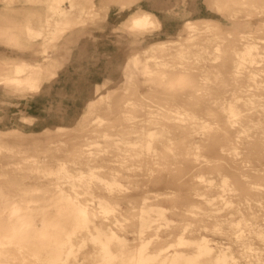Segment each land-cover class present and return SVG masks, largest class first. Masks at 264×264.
I'll return each mask as SVG.
<instances>
[{
	"label": "rangeland",
	"instance_id": "obj_1",
	"mask_svg": "<svg viewBox=\"0 0 264 264\" xmlns=\"http://www.w3.org/2000/svg\"><path fill=\"white\" fill-rule=\"evenodd\" d=\"M3 1L0 0V6H3ZM105 3L110 4L108 16L101 7ZM121 3L126 8L122 9ZM156 3L157 0H65L61 6L74 9V15L81 10L88 11L84 17L87 32L76 37L81 26L72 18L62 19L59 24L61 29L51 37L42 38V42L51 46L57 36H61V40L54 49L44 52H37L36 46L34 52L14 45L11 39L13 31L4 32V27L13 28L14 23L4 15L0 16V38L3 40L0 41V60L9 61V64L3 63L0 67L8 70L7 75L23 77L20 84L30 85L28 95L22 98L8 93V86L18 82L0 81V135L8 139L15 136V142H18L14 151L0 150V157L7 163L0 168V196H10L24 205L22 198H30L32 201L29 203L33 207L49 204L48 216H51L56 213V208L50 197L54 184L59 183L82 206L87 207L89 216L92 210L97 212L99 223L106 226L116 217L119 218L121 225L112 227L127 239L128 245L112 243L116 251L124 252V257L112 258V264H131L127 255L135 252L142 242L138 233L140 210L138 207L129 209L128 200L138 205L141 198L147 197L149 204L166 208L164 216L156 212L144 214V218L154 219L151 227L142 234L144 241L149 240L148 252H157L174 243V248L192 253L196 250L194 241L201 236L210 240L216 252L219 245L235 248L233 240L224 233L223 216L240 219L244 213L238 214L236 210L241 209L247 199L257 198L258 190L264 191V135H258L257 129H249L248 136L243 137V133H239L247 141H239L234 129L225 123L227 115L221 110L222 97L227 96L230 97L229 101L235 102L243 116L250 118L252 114L247 113L248 106L243 101L247 92L255 93L254 100L264 105V64L253 66L257 71L258 84L246 75L243 78L238 76L240 79L236 81L231 72L235 58L233 49L239 46L237 37L241 35L240 31H245L249 36L264 37V22L261 21L264 14L258 13L264 8V0L182 2V8L196 9V19H193L195 26L200 28L209 23L218 33L230 29V33L222 34L228 38L227 42L216 41L221 43L219 50L213 49L210 40L204 43L208 50L218 52L220 57L216 65L219 71L208 73V79L198 81L196 79L206 74L201 67L204 53L198 51L195 56V48H184L191 47L190 42L193 41H187L189 34L183 32L180 18L161 13L162 21L156 22L152 30H140L142 32L132 35L124 29L125 21L130 16H137L141 9H148ZM11 8L15 11L30 8L47 11L49 6L45 2L15 0ZM233 14L237 17H233ZM27 15L30 13L20 14V27H24ZM178 33H182L180 38L184 40L177 47L183 48L198 68L189 72L185 81L170 77L160 80L157 74L143 76L138 73L144 69H165L171 74L183 61L176 53L179 49L166 54L156 43L169 36L177 38ZM15 36L21 38L23 35L18 32ZM152 41L155 42L154 50L150 53L155 52L153 55L161 56L164 61L155 65L150 60L145 67L142 47ZM259 41L264 46V41ZM69 42L72 43L67 44ZM133 53H136L135 59ZM18 57L26 59L21 64L31 61L36 65L27 66L22 72L11 73L14 65L11 61H17ZM134 61L137 67L132 66ZM49 70L55 71L54 77L48 73ZM120 70L128 72L119 76ZM234 91L236 98H232ZM176 102L188 113L175 112L173 103ZM224 105H227V101ZM19 114L23 118H19ZM252 116L263 118L264 113ZM94 117H100L101 121L94 122ZM177 117H185L186 120L178 123ZM246 122L251 123V120L247 119ZM55 125L69 127L57 130L53 129ZM143 129H155L157 135H144ZM135 138L139 139L137 144H126L127 140ZM148 142L150 147H147ZM89 150L93 152L89 154ZM17 162L33 168L51 166L55 171L60 162L73 173L82 171L84 176L80 185L74 188L54 175L21 179L20 174H28V170H17ZM90 169L104 180L118 181L121 186L107 188L101 179L93 177L87 187L85 182L90 178ZM224 175L229 180L226 189L222 190L220 186ZM208 180L212 181L211 187L204 185ZM191 191H196L199 198L213 196L217 199L211 204L197 203L199 207H195L190 200ZM100 197L110 200V206L114 205L116 209L100 211L94 201ZM224 200L232 203L226 204ZM1 201L0 214H6L5 203ZM259 204L264 210V200L253 201L254 209ZM165 217L172 221L166 224ZM62 225L63 221L55 228L49 225V235L62 236ZM37 235L36 230L29 233L31 240L21 250H17L12 243H4L3 247L11 257L16 258H4V264H49L44 259L52 242L45 237L44 242L40 243L36 240ZM178 236L189 242L178 244ZM81 238L87 239V245L79 249L77 244ZM88 238L86 230L73 237L76 250L66 258L65 264H104L105 260L92 256L94 247ZM34 251H41V256H34ZM235 255L238 264H245L244 261L257 264L258 260L252 253L241 257L240 252L236 251ZM200 263L214 264V259L204 256L196 264ZM259 264H264V261Z\"/></svg>",
	"mask_w": 264,
	"mask_h": 264
},
{
	"label": "bare ground",
	"instance_id": "obj_2",
	"mask_svg": "<svg viewBox=\"0 0 264 264\" xmlns=\"http://www.w3.org/2000/svg\"><path fill=\"white\" fill-rule=\"evenodd\" d=\"M14 1L15 0L3 1L4 2L3 6H0V16L4 15L5 17L8 18V20H10L11 23L12 22L14 23L13 28L4 27L5 31L2 30V32L13 31V36L11 39L14 45H16L18 48H26L23 50L30 49L32 51L34 50V52L36 49L35 46L37 47L36 49L37 52L38 50L44 52L50 49H54L57 43L61 40V36H57L55 43H53L51 46L43 43L42 38L44 37L48 38L56 34L61 29L59 24L62 21V19L72 18L74 19V21H76V24H79L81 26L79 29L80 32H78L79 35L77 34L78 36L76 35V37H79L80 33L82 35L83 34L82 32L85 31L84 17H86L88 11H86V9L81 10L79 14L76 12L77 14L74 15L75 13L73 12L74 9H66V7L64 8L63 6H61V3L64 2L65 0H27V1H39L40 3L41 2L47 3L49 6L47 11L46 9L45 11H41L37 8L25 9L23 11L20 10L15 11L13 10V8H11V3ZM183 1L184 0H175V1L157 0V3L150 5L148 9L147 8L141 9L137 16L134 15L130 16L129 20H127V22L125 21L126 28L124 29L129 34L132 35L133 34L137 35L136 32L138 33L142 32L140 30L143 31L144 30L148 31V29L152 30V26H154L156 22L159 23L160 21H162L160 15L161 13H163L167 17L180 18L183 32L189 34V36L186 38L187 41L189 42L193 41V43L190 42L191 47L187 46L184 48L185 49L195 48V53H194L195 56L198 51L200 52L203 51L204 53L202 54L201 57L202 58L201 67H203V70L206 72V74L205 76L199 77L196 80L198 81L199 79H208L209 78L208 73L211 72L214 73L219 71L217 70L216 63L218 62L220 56L218 55V52L208 50V47H206L204 43L206 41L209 42L210 40L209 43L213 44V49L219 50L221 47V43H217L216 41L220 40L222 42H227L228 38L222 34L226 32L230 33V29H226L225 31H220L218 33L214 31V28L209 23H205L204 26L200 28L195 26L194 25L195 22L193 21V19H196L195 13H197V11L195 9L196 11L195 12L194 8L189 10L186 7L185 8L183 7L184 8L183 9L182 8ZM109 5L110 4L105 3L104 6L103 5L101 6L105 9V16L109 15L107 11ZM122 6H124L123 3H121V7ZM123 8H126V6L122 7V9ZM22 13H26V14L30 13V15H27L26 17L25 24H23L24 27H20V22L18 20L20 14ZM258 13L264 14V8L259 10ZM232 16L237 17L236 14H233ZM261 21L264 22V19H262ZM18 32L22 33L23 36L21 38L15 36V33ZM240 32L241 35L237 37L239 46H236L233 49V52L235 54V58L233 60L234 67L231 70V72L233 73V78L234 80L237 81L238 79L243 78L246 75L254 83L258 84L257 71L253 66H255L256 64H264V46L259 41L260 39L264 41V37H260L258 35L249 36L246 34L245 31H240ZM88 34L89 33L84 35L85 38L87 37ZM181 34L182 33H178L177 38L169 36L167 39H162L156 44L158 45V48L161 51L166 52V54L174 53L177 51V48L180 47V45L182 44L181 41L184 40V38L182 39L180 38ZM71 38L73 39V36ZM0 41L3 40L0 38ZM69 41L72 40L69 39ZM74 41L76 40L74 39ZM64 42L66 43L67 41H63V43ZM70 43L72 42H69L67 44ZM154 43L155 42L152 41L151 43L142 47L143 48L142 54L144 56L145 67L148 66L150 60L153 61L155 65L164 61L161 56L159 58L158 56L153 55L155 54V52L153 54L150 53L151 51L154 50V46H153ZM176 53H178L179 58L183 59V61L181 60L182 62H180V65L176 66L175 70L171 74H169L168 70L165 69H160V70L144 69L138 71V73H142L143 76L157 74L160 80L166 77H170L172 80L185 81V79H187L188 77V73L194 72V70L198 68V66L194 64V61L190 60V56L183 51V48L179 49ZM162 54L165 55V53ZM135 55L136 53H133L134 59H135ZM19 58L21 57H18L17 61H13V60L11 61V64L14 63L11 73L22 72L23 70H25V68H27V66L36 65V63L31 61H28L25 64H21V62L26 59L24 58L19 59ZM196 59L199 58L196 57ZM0 62H2V64H0L1 66L3 65V63L9 64L8 63L9 61H6L5 59L0 60ZM132 66L137 67V63L134 61L132 63ZM54 72L55 71L52 70L48 71V73L51 74V76L53 77L55 74ZM127 72L128 71L126 70H120V73L118 74L120 76L122 74H126ZM7 73L8 70H5V68L0 67V81L3 80L5 82H13V83L18 82V84H11V85L9 84L10 86H8V91H9L8 93L11 92L15 95H18V97L23 96L22 98L28 95L27 92L30 91L28 89L30 85L24 86L23 84H20V82L24 78L18 75H7ZM51 76H49V78H51ZM238 76H240V78H237ZM33 86L35 88H39V86L37 85H33ZM194 88L195 91H197V88L195 86ZM240 88H242V86H240ZM247 90L248 89H246L245 91ZM249 91H251V89H249ZM232 94H233L232 98H236L237 95H235V91ZM255 96H256L255 93L247 92L243 101L244 104L248 106L247 113L252 115L257 114L261 116L264 113V105L261 102H256V100H254ZM228 98L230 97L227 96L222 97L221 110L222 112H225V114L227 115L225 118V123L232 129H234L235 136L239 137V141L241 142L247 141L243 137L248 136L247 130L249 129H257L256 131L259 133L258 135L263 136L264 116L263 118L253 117L252 115L250 118L248 116H243L244 114L242 113V111L238 109L235 102L229 101ZM226 101H227V105L225 106L224 104L226 103ZM173 105L176 106L175 107L176 109H174L175 112L179 114L188 113L187 109L178 105L177 102L173 103ZM180 107H182V109ZM148 113H153V111H148ZM19 118H23L21 114H19ZM175 119L178 123L184 122L186 120L185 117H177ZM247 119L251 120V123L246 122ZM256 119L257 122L253 123L254 120L256 121ZM92 120L94 122L101 121V118L94 117ZM62 127L67 128L69 126L55 125L53 129L59 130L62 129ZM45 130H49V129L46 128ZM239 133H243L242 138ZM143 134L152 137L157 135V130L143 129ZM4 139L7 140L5 141ZM8 140L9 142L7 143ZM138 141L139 139L136 140L135 138L133 140H127L126 144L135 145L138 143ZM161 142L165 143V141H161ZM17 143L18 142H15V136L13 138L10 137L8 139L7 137L4 138V135H0V150L4 149L7 152L14 151L13 148ZM147 147H150V143L148 144ZM90 150L88 152L89 154L93 152ZM203 161L206 162L204 164H207L206 160ZM6 165H7L6 161L2 157H0V168L5 167ZM15 168L17 170L18 169L24 170L22 168H26V170H28L27 171L28 174H24V175L20 174L21 179L24 178L38 179L40 177H44L47 175H54L56 178L62 179L64 182L69 183L71 185L70 186L71 188L72 187L74 188L75 185H78L79 182L82 181L81 178L84 176V173L82 171L79 170L76 173H73L68 168H66L63 163L60 162L56 171L54 170V168H51V166H44V167L40 166L33 168V166H22L20 165V162L16 163ZM89 174H90V178L88 181L85 182V185L87 187L90 186V181L93 177L101 179L107 188L113 187L112 185H117L118 187L121 186V184L116 180H104L100 175L96 174L91 169L89 171ZM257 175L259 176V173ZM76 180L78 181L77 184L75 183ZM228 180L229 178L227 175H224L222 177L221 186H220L222 190L226 189ZM193 183L194 185H197L196 182ZM204 185L205 186L209 185L211 187L212 181L208 180ZM193 189L194 187L192 186L191 190ZM52 192L53 194L50 198L51 201L53 202V206L56 208V213L52 214L51 216H48L49 204L47 205L38 204L36 207H33L29 203L30 201H32L30 198H26V199L22 198V200L25 201V205H24L21 204L16 199L10 198V196L7 195L0 196V200H3L1 202L5 203V207L7 211L6 214H0V264H4L3 262L4 258H15V257H11V254L8 253V250H6L3 247V244L6 242L12 243L17 250H21L24 246H27L28 243L30 242L31 238L29 237V233H31L33 230L38 231V235L36 236V240L38 242L40 243L44 242L45 237L48 238L49 242H52L50 248L45 253L46 256L44 259L49 264H65L66 258L70 254H73L74 251L76 250L74 249L75 245L72 241L73 237L80 235L84 230L88 231L89 234L88 241L89 242L91 241L94 247V251L91 252L92 256H95L101 260H105L104 264H112L111 259L114 257H118V256L124 257V252L116 251L113 248V244H112L113 242H116L117 243L116 245L119 246L128 245L127 239L119 235L117 231H115L116 229L113 230L112 226L121 225L119 218L116 217L114 220H112L110 224H107L105 226L99 223L97 212L92 210L91 216H89L87 207L82 206L80 204V201L76 200L75 197H73L70 193L66 192V190L63 189L59 183L54 184V188ZM257 193H258L257 198L254 199L250 198V201L249 199H247L246 203L241 207V209L236 210L238 214L240 212H242V214L244 213L240 219L235 220V219H231L230 218L231 216L228 215L223 216L222 222L224 224L223 227V229L225 230L224 233L228 238L233 240L232 242L234 243L235 248L232 249V247L229 245L228 246L219 245L218 248H216L217 249L216 252H214L215 247L210 243V240L205 236H201L199 240L194 241L196 250L192 253L174 248V243H169L166 247L161 248L157 252H148L147 242L149 240L144 241L142 234L146 228L151 227L152 225L151 223L152 221H154V219L148 217L144 218V214H150L152 212H156L161 216H164L166 208L149 204L147 201V197L141 198V200H139L138 202V205H136L132 200H128L127 202L130 204L129 209H135L136 207H138V209L140 210L139 217L141 221V226L140 229L138 230V233H139V238L142 239L140 246L136 249L135 252H130V253L128 252L129 253L127 255L128 260L131 262V264H146L147 262H153L157 264H196L200 258L204 256H212V258L214 259V264H238L235 252L239 251L241 257L249 253H252L254 256H256L258 260L257 264H259L260 261H264V210H263V206L260 204L255 210L253 206V201L262 202L264 200L263 198L264 191L258 190ZM216 199L217 198H214L213 196H206L203 198H199V195L196 191L193 192L191 191L190 200L192 201L191 203H193V206L195 207H199L197 203L208 202L209 204H211L214 201H216ZM94 201L97 204L99 210L102 212H108L110 210L114 211L116 209L114 205L113 207L110 206L112 202L108 199H105L104 197H100L97 200L94 199ZM224 202L226 204L232 203V201L230 200H224ZM1 209L2 206H0V210ZM194 213L199 214V212H194ZM61 221H63V225L61 226V228H63L64 234L62 236L49 235V231H48L50 228L49 225L52 224L53 228H55L60 225ZM165 221L167 224L169 221L172 220L165 217ZM188 242L189 240L185 239L182 236H178V242H177L178 244L182 245ZM85 245H87V239L81 238V242H79L77 246L80 249L83 248ZM32 254L36 257H39L41 256V251H36V252L34 251L32 252ZM42 256H44V254H42ZM243 263L252 264L251 262H246V261H244Z\"/></svg>",
	"mask_w": 264,
	"mask_h": 264
}]
</instances>
